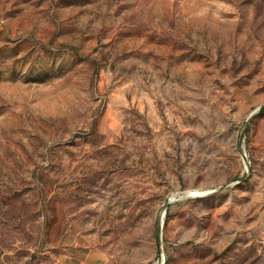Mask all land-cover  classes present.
<instances>
[{
  "label": "rangeland",
  "instance_id": "obj_1",
  "mask_svg": "<svg viewBox=\"0 0 264 264\" xmlns=\"http://www.w3.org/2000/svg\"><path fill=\"white\" fill-rule=\"evenodd\" d=\"M264 264V0H0V264Z\"/></svg>",
  "mask_w": 264,
  "mask_h": 264
},
{
  "label": "built area",
  "instance_id": "obj_2",
  "mask_svg": "<svg viewBox=\"0 0 264 264\" xmlns=\"http://www.w3.org/2000/svg\"><path fill=\"white\" fill-rule=\"evenodd\" d=\"M155 264H159V263L157 262V263H155ZM160 264H164V261H162V263H160Z\"/></svg>",
  "mask_w": 264,
  "mask_h": 264
}]
</instances>
